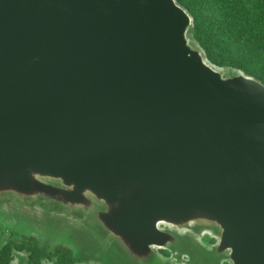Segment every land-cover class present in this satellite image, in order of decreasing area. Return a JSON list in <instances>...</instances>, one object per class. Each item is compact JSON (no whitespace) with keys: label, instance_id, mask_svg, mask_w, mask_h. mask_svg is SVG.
<instances>
[{"label":"water","instance_id":"water-1","mask_svg":"<svg viewBox=\"0 0 264 264\" xmlns=\"http://www.w3.org/2000/svg\"><path fill=\"white\" fill-rule=\"evenodd\" d=\"M191 26L176 0H0V200L84 218L132 264L180 239L160 224L264 264V84Z\"/></svg>","mask_w":264,"mask_h":264},{"label":"rangeland","instance_id":"rangeland-1","mask_svg":"<svg viewBox=\"0 0 264 264\" xmlns=\"http://www.w3.org/2000/svg\"><path fill=\"white\" fill-rule=\"evenodd\" d=\"M185 10L192 19L188 33L191 46L198 49L206 62L224 77L244 75L235 67L218 66L208 59L206 47L196 37V29L204 27V19L198 12ZM56 208L28 205L14 199L0 200V257L9 247L10 264H36L34 261L37 260L38 264H57V251L64 249L77 264H132L123 258L118 247L110 245L105 235L90 227L84 218L59 212ZM160 229L180 237L169 248L155 250L161 264H231L229 252L221 258L214 254L219 233L211 226L192 224L179 229L160 224Z\"/></svg>","mask_w":264,"mask_h":264},{"label":"trees","instance_id":"trees-1","mask_svg":"<svg viewBox=\"0 0 264 264\" xmlns=\"http://www.w3.org/2000/svg\"><path fill=\"white\" fill-rule=\"evenodd\" d=\"M198 12L204 27L196 37L218 66H231L264 84V0H176ZM0 264H10L9 247ZM33 254L31 260H33ZM57 264H77L67 250L57 251ZM38 264V260L34 261Z\"/></svg>","mask_w":264,"mask_h":264}]
</instances>
